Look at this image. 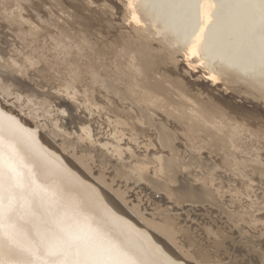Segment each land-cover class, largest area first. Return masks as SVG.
<instances>
[{"label":"bare ground","instance_id":"6f19581e","mask_svg":"<svg viewBox=\"0 0 264 264\" xmlns=\"http://www.w3.org/2000/svg\"><path fill=\"white\" fill-rule=\"evenodd\" d=\"M120 2L127 16H123L120 26L115 29L130 26L132 35H128L127 39L130 45L117 44L112 47L116 58L109 64H115L114 71L111 67L105 66L104 62L98 61L99 59L92 62V57L84 53V50L89 48L85 42L71 47L72 50L67 44L69 53L75 54L77 66L73 64L71 58L66 57V54L63 55L65 57L57 54L53 56L51 50L47 53L48 49L42 47L40 43L55 28L51 27L53 22L41 23L45 27L41 30L31 24L26 25L22 20L15 21L5 14H0V21L7 24L8 34L15 38L13 42L15 44L12 45L14 56L22 60L21 66L16 69V80L22 88L24 90L29 87L36 88L37 93L45 96L43 84L40 86L29 68L37 66L36 64L39 66V63L47 66L50 72H54L55 67L66 68L68 72L66 79L70 80L65 85L66 90L73 91L77 84L83 86L81 95L85 98L83 103L86 106L81 112L79 105L81 102L78 104L77 100L71 99L72 109L76 110L71 111L68 122H64L61 110L52 109L48 100L30 95L32 93L19 99L15 97L13 103H17L30 118L37 120L39 128L48 130L55 145L72 155L77 164H82L90 178H102L96 177L94 171L99 170L101 171L99 173H102L109 170L120 178L135 176L140 180H146L151 196L156 199L155 202L168 204L165 207L167 212L159 214L158 203L153 210L154 214L159 215L151 223L157 231L156 237L167 239L174 247L175 253L192 258L190 249H185L184 242L179 236L182 232L173 225L166 224L178 223L177 219H173L169 214L172 211L182 213L185 210L182 208L183 203L210 202V197L214 204L220 202L225 204L224 200L233 204L238 212L236 214L229 212L224 223L208 226L209 239L221 245L224 237L228 239L235 236L243 245L250 246L254 251L244 263L264 264V221L254 218L256 213L261 211L257 204L262 198L257 196L258 183L253 178L258 176L264 180V163H257L253 154L240 157L233 149L226 147L223 138L210 135L215 147L222 152L221 157H224V161L239 171L232 178L241 183L242 190L230 191L220 186L218 180L201 177L199 170L179 165L180 161L174 155V139L169 132L160 131L163 150L159 152L158 148L155 149L151 158L148 155L149 148L140 147L135 141L138 140V136L148 138L150 136L148 134H152L154 129L151 127L154 120L151 117L150 105L158 98H152L150 92L137 89L135 84L138 82L137 79H140L139 74L152 82L158 67L150 58L162 57L165 53H158L159 45L166 48V54L169 55L172 51L173 54L184 52L181 56L185 57L190 67L204 64L209 70L205 69L207 73L204 77L207 81L220 78L235 81L249 76V83L255 85L262 82L258 85L264 89V0H120ZM54 42L57 44V41ZM154 42H157L158 47L153 46ZM179 43H182L180 46L183 47L177 49ZM61 44L59 43L60 46ZM17 48L24 53L15 50ZM25 52L29 53L25 56ZM57 72L58 69L53 76L57 75ZM47 84L53 88L54 82ZM122 86L127 87L126 91H122ZM55 95L63 97L60 96L61 93ZM90 103L95 109L89 106ZM86 110L90 113L85 114ZM95 114L98 116H94ZM209 121L217 124L219 130L224 128L221 126V122L225 123L223 120L216 123L211 118ZM0 122L6 124L2 118ZM72 123H77L79 131L71 126ZM62 124L65 128L61 126ZM197 124L207 128L203 123ZM225 124L233 127L235 123L227 120ZM223 132L228 133L225 129ZM25 135H27L25 143L34 149L43 161L42 170L50 175L54 188L51 187V190L45 188L33 177L32 163L24 161L18 149L8 144V141H18L17 136L0 124V141L6 144L11 155L17 157L19 164L26 170L24 174L21 168L16 169L14 167L16 161L9 159L5 152L0 150V197H2L0 226H3V232L0 233V264H70L68 258L74 260L73 264H102V253L108 257L105 264H183L171 255L175 254L172 250L135 226L124 216L122 210L121 212L114 210L113 206L120 204L119 201L112 199L108 205L90 182L78 176L63 162L62 154L53 151L41 141L34 140L32 135ZM124 140L125 146L121 143ZM244 144L248 148L256 146L254 141ZM165 150L170 153L166 155ZM257 152L256 149L255 154L260 157ZM85 155L96 157L97 163L91 165L84 159ZM140 159L145 163H141ZM171 173L195 182V187L183 185L175 190L169 183L152 180L165 178ZM12 180L15 182L14 189L9 185ZM259 184L263 182L259 181ZM9 188L10 194L14 192L13 194H17L21 200L12 201L11 195L5 197L4 193H1ZM105 189L107 192L111 190L109 186ZM161 192L163 195H160ZM42 193L48 195L44 196ZM158 195L162 196L161 199ZM22 218L28 222L19 228L16 220ZM11 223L20 230H15ZM4 239L8 240L11 246L19 248L14 250L10 246L5 247ZM244 251L247 256L248 248ZM229 252L234 253L231 248ZM253 258L255 262L252 261ZM219 260H217L219 264L227 262Z\"/></svg>","mask_w":264,"mask_h":264},{"label":"rangeland","instance_id":"374dc122","mask_svg":"<svg viewBox=\"0 0 264 264\" xmlns=\"http://www.w3.org/2000/svg\"><path fill=\"white\" fill-rule=\"evenodd\" d=\"M0 3V14H5L8 18L15 21L22 20L26 25L31 24L33 27L44 30L45 27L41 23L46 21L47 24L48 21L53 22L51 27L53 26L55 28L52 27L53 31L42 39L44 46L42 42L40 45L48 49L47 53H50V50L53 51V56H55V54L58 56L66 54V57L71 58L73 64L76 66L78 65V61L75 59V54L69 53V50L73 49L71 47H76L85 42L89 46V48L87 47L88 50L85 49L87 50L86 52L84 50L85 55L92 57V62L99 59L98 61L104 62L105 66L107 65L108 68L111 67V70L114 71L116 68L115 64H109L116 58V54L112 50V47H115L117 44L128 46V35H132V27L130 26L126 28L123 27L120 30L115 29V27L118 28V26H120L123 16L126 15L120 0H0ZM58 31L61 33L58 34ZM65 37L67 41H65ZM14 40L15 38L8 34L6 22L0 21V118H2L7 125L2 122H0V124L18 138V141H8V144L10 146L14 145L18 149L24 161L32 163L34 169L33 177L38 179V181L49 190H51V187L54 188L53 181L50 175L45 170H42L41 165L43 166V161L39 158L38 154L25 143V136H27L25 134L32 135L34 140L37 139L43 144L48 145L53 151L59 152L63 156V162L78 176L90 182L101 196L104 197L108 205L112 199H115L117 202L119 201L120 204H117L116 207L113 206L114 210L117 212L118 210L120 212L122 210L124 216L135 226L148 233L155 241L158 242L159 240L160 243H163L168 249L175 253L174 247L169 244L167 239L156 237L157 231L151 223H153L154 219H157L159 215L154 214L153 210L158 203L160 204L159 214L161 212H167L165 207L168 204L167 202H155L156 199L151 196V192L148 190L149 184L146 180H140L135 176L120 178L115 176L113 171L110 172L107 169V171L104 170L102 173H99L101 172L99 170L94 171L96 177L102 178H90L86 174L82 164H77L72 155L63 152L55 145L53 138L48 134V130L45 131L39 128L38 123H36L37 120L30 118L17 103H13V101L16 100L15 97L19 99L20 97L29 96L28 94L32 93L30 95L39 96V98L42 97V99L45 98V100H48L52 109L61 110L64 122H68L71 111L75 112L76 110L72 109L73 105L70 102L71 99H73V101L77 100L78 104L81 102L79 104L81 106V112L84 111V106H86L83 103L85 102V100L83 101L85 98L81 95L83 93V86L77 84L73 91L66 90L65 85L70 82L69 78L66 79V77H68L66 68H64V70L63 68L55 67L54 72H50L48 67L43 66L41 63H39V66L38 64H36L37 66H32V68H29V71L34 73L33 77L40 86L43 84L46 95L43 96L37 93L36 88L29 87L24 90L16 80V69H19L22 60L14 56V48L12 47V45L15 44L13 43ZM54 41H57V44H54L56 43ZM59 43H62L61 46ZM154 43L153 46L158 47V44H156L157 42ZM67 44L70 45V49ZM181 44L182 43L177 44V49L183 47L180 46ZM63 48L65 49L57 51ZM66 48L68 50H66ZM158 48L160 50L158 53H165L162 57L152 58L151 56L150 58L155 66L158 67V72L152 78V82L150 79L147 80L146 76L139 74L141 80L137 79L138 82L136 81L135 84L137 89L142 92H150L152 98H158V101L156 100L155 103L150 105L151 117H153L154 120L152 121L151 127L154 129L152 134H148L150 135L148 138L143 139L145 136H138V140L135 141L138 142L140 147L146 146L149 148L150 151L148 155L149 158H151V155H153L152 152L156 151L155 149L158 148L159 152L163 150L161 141L162 134H160V131L165 130L169 132L174 139V155L179 159V165L199 170L201 172V177L209 180H218L220 186L230 191L242 190L241 183L232 178L233 175L235 176V173L239 171H237L232 164H227L224 161V157H221L222 152L215 147L210 135L223 138L226 147H230V150L233 149V152L235 151V153H238L240 157H248V155L251 156L253 154V158L257 163H264V89H261L262 87L258 85L260 82L252 85L249 83V76H245V78H241L240 80L237 78L238 80L235 81H233V79L223 80L221 78L214 81H207L204 76L207 73L205 69L208 70V68H206L204 64V66L196 65L190 67L184 59L185 57H182L184 52L173 54L174 52L172 51V54L169 55L166 54V48L163 46L159 45ZM55 49L57 52L54 51ZM15 50L20 51L22 54L24 53V51H21L19 48ZM28 53H26L25 56ZM47 53H45V55H47ZM47 56L49 58L51 57L50 54ZM52 69L53 68H51V70ZM57 69V75L53 76V73H56ZM14 72L15 74H13ZM49 72L52 74L49 75ZM18 74L20 73L18 72ZM246 77H248V79ZM51 81L54 82L52 85L53 88H50L47 84ZM260 84H262V82ZM121 89L124 92L127 87L122 86ZM56 93L59 95L61 93L60 96L63 97L59 98L55 95ZM87 95L89 94L87 93ZM88 97L91 98L90 96ZM91 105L93 104L90 103L89 106ZM93 109H95V107H93ZM86 111L85 114L90 113L88 110ZM82 114L85 115L84 113ZM94 116H98V114ZM211 118L214 119L216 123L221 122V120L225 123L227 120H231L235 124L233 127H230L221 122V126L224 127L223 129L228 131V133H226L223 132V129L219 130L217 124L214 125L209 121ZM78 122L79 120L77 123ZM198 122L205 124L207 128L197 124ZM77 123H72L71 126L79 131L76 127ZM61 126L64 127L63 124ZM91 127L92 125L90 128ZM67 129L71 131V129ZM190 134L192 136H190ZM125 138L128 139V137ZM250 141H254L256 146L248 148V146L244 144ZM123 142L121 143L125 146V140ZM256 149L260 157L256 156ZM0 150L5 152L9 159L16 161H14L16 163L14 164L16 169L21 168L23 173L26 171L17 161V157L11 155L6 148V144H3L2 141H0ZM168 153H170V151L165 150V154L168 155ZM84 159L91 165L97 163L96 157L85 155ZM146 159H148V157H146ZM140 160L141 163H145L143 159ZM149 160L152 161L151 159ZM7 171L10 172V169ZM224 172H226V174H224ZM21 175L24 177L22 173ZM253 178L258 183L257 196L262 198L257 204L261 208V211L256 213L257 215L254 218L255 220L261 219V221H264V196L261 197L264 195V180L258 176ZM24 179L27 181L25 177ZM152 180H156L160 183H169L175 190L183 185L195 187V182H190L184 176L174 173H171L165 178H152ZM259 181L263 182V184H259ZM9 185L10 188L14 189L15 182L12 180ZM106 186L111 188V190H108L109 193L105 189ZM10 188L1 193H4V196L8 197L11 195ZM13 193L14 192H12L10 200H21L17 194ZM42 194L44 196L48 195L47 193ZM160 195H163V192H161ZM165 196L164 194V197ZM217 196L220 198L219 194ZM35 197L37 196L35 195ZM161 197L162 196L158 195L159 199H161ZM244 197L246 198V196ZM165 198L167 199V196ZM209 199L210 202L198 201L195 203H183L182 208L185 210H179L182 211V213L180 212V214H177L172 211L169 214L173 219L176 218L178 223L166 222V224L168 223L167 225L169 226L173 225L175 229L182 232V235L179 233V236L184 242L185 249H190L192 258L177 253L171 255L176 260L182 261L181 263L183 264H219L217 261L218 259H220L219 261L221 262L227 261L224 264H248V262L244 263V261L249 258V255L254 251L250 246L243 245L240 240L238 241L239 238L231 236L227 239L224 237L221 241V245L213 243L211 239H209L207 234L208 226H215L214 223H224L229 212L233 214L238 212L233 204L225 200V204L222 202H220V204H214L210 197ZM1 201L2 197H0V203ZM121 203H123V207ZM250 218L253 217L250 216ZM27 222V219L22 218L18 221L16 220V225L21 228L25 226ZM163 223L165 222L163 221ZM11 225L15 230H20L14 224L11 223ZM2 232L3 226H0V233ZM3 241L5 242V247L10 246L14 250L19 248V246H11L12 244L10 245L9 241L6 239ZM230 248L234 252L233 254L232 252L230 254ZM246 248L249 250L247 256L246 251H244ZM254 258L252 261L255 262ZM101 259L102 264H105L108 261L107 254L102 253ZM256 260L258 262V259ZM68 261L70 264L74 263V260L71 258H68Z\"/></svg>","mask_w":264,"mask_h":264}]
</instances>
